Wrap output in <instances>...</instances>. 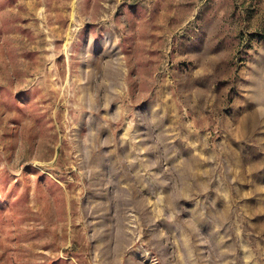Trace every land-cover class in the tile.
<instances>
[{
	"label": "rangeland",
	"instance_id": "374dc122",
	"mask_svg": "<svg viewBox=\"0 0 264 264\" xmlns=\"http://www.w3.org/2000/svg\"><path fill=\"white\" fill-rule=\"evenodd\" d=\"M0 264H264V0H0Z\"/></svg>",
	"mask_w": 264,
	"mask_h": 264
}]
</instances>
